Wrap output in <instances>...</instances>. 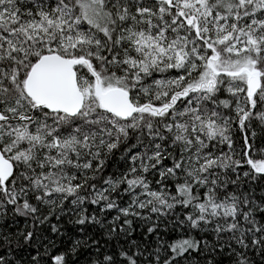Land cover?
Returning a JSON list of instances; mask_svg holds the SVG:
<instances>
[{"label":"snow or ice","instance_id":"snow-or-ice-1","mask_svg":"<svg viewBox=\"0 0 264 264\" xmlns=\"http://www.w3.org/2000/svg\"><path fill=\"white\" fill-rule=\"evenodd\" d=\"M81 261L264 264V0H0V264Z\"/></svg>","mask_w":264,"mask_h":264},{"label":"trees","instance_id":"trees-1","mask_svg":"<svg viewBox=\"0 0 264 264\" xmlns=\"http://www.w3.org/2000/svg\"><path fill=\"white\" fill-rule=\"evenodd\" d=\"M121 167H123L122 162L118 161V160H114L111 162V166L109 167L108 171L109 172H117L118 169ZM257 195H259V192H257ZM69 227H71V226H69ZM139 231H141V232L143 231V225H141V228L139 229ZM161 231H163V226L161 227ZM178 235H179L178 233H170L169 236H166V239H168L169 237L175 238ZM81 264H83V261H81Z\"/></svg>","mask_w":264,"mask_h":264}]
</instances>
